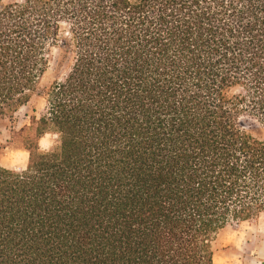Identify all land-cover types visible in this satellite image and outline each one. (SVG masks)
<instances>
[{
	"label": "trees",
	"instance_id": "1",
	"mask_svg": "<svg viewBox=\"0 0 264 264\" xmlns=\"http://www.w3.org/2000/svg\"><path fill=\"white\" fill-rule=\"evenodd\" d=\"M6 122L0 264H215L264 215V0H0Z\"/></svg>",
	"mask_w": 264,
	"mask_h": 264
},
{
	"label": "rangeland",
	"instance_id": "2",
	"mask_svg": "<svg viewBox=\"0 0 264 264\" xmlns=\"http://www.w3.org/2000/svg\"><path fill=\"white\" fill-rule=\"evenodd\" d=\"M13 1V0H6ZM27 107H22L17 115L18 127L28 122L26 117ZM1 125L0 140L4 141L10 124ZM51 135H46L41 140L43 147L49 146ZM27 161V153L22 149L7 147L2 163L8 166H24ZM223 249L215 256V264H264V215L258 220H246L229 225L221 236Z\"/></svg>",
	"mask_w": 264,
	"mask_h": 264
},
{
	"label": "crops",
	"instance_id": "3",
	"mask_svg": "<svg viewBox=\"0 0 264 264\" xmlns=\"http://www.w3.org/2000/svg\"><path fill=\"white\" fill-rule=\"evenodd\" d=\"M43 138H44V137H43ZM43 138H42V139H43ZM42 139H41V140H42ZM40 142H41V141H40ZM23 151L26 152L25 150H23ZM26 153H27V152H26ZM27 159H28V153H27ZM26 162H27V161H26ZM13 167H15V166H13Z\"/></svg>",
	"mask_w": 264,
	"mask_h": 264
}]
</instances>
